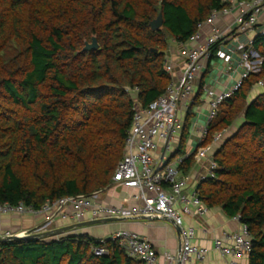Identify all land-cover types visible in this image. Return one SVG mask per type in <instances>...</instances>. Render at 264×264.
I'll return each instance as SVG.
<instances>
[{
    "label": "trees",
    "instance_id": "obj_1",
    "mask_svg": "<svg viewBox=\"0 0 264 264\" xmlns=\"http://www.w3.org/2000/svg\"><path fill=\"white\" fill-rule=\"evenodd\" d=\"M221 0H0V204L39 210L46 201L92 196L112 184L134 108L165 93L168 40L185 43ZM161 13L163 24L149 22ZM233 33H230L232 35ZM227 35L226 37H229ZM96 37L98 48L82 51ZM219 40L212 47L216 58ZM251 47L262 59L218 107L195 150L186 153L188 115L179 131L187 174L215 134L212 177L197 185L207 208L239 216L251 236L247 264H264V33ZM155 50V52L153 51ZM202 91L200 83L196 96ZM214 146V145H213ZM63 233L0 242V264H143L118 240Z\"/></svg>",
    "mask_w": 264,
    "mask_h": 264
},
{
    "label": "built area",
    "instance_id": "obj_2",
    "mask_svg": "<svg viewBox=\"0 0 264 264\" xmlns=\"http://www.w3.org/2000/svg\"><path fill=\"white\" fill-rule=\"evenodd\" d=\"M221 2L227 6L221 10H213L209 17L198 25L196 33L185 43L180 42L182 45H187L186 58L180 75L174 78L173 67L166 59L165 70L171 76V81L165 93L145 108L139 105L134 108L132 124L125 140L124 154L115 168L112 184L126 188L129 191V199L140 200L141 204L128 207L106 206L93 200V195L69 196L46 201L39 210L23 204H0V214L30 213L44 217L41 225L28 232L14 234L25 235L54 229L57 219L70 221L72 224L100 218L130 219L159 216L170 218L178 226L180 246L178 254L177 256L164 254L165 264H173L175 259L183 264L189 263L192 258L202 260L205 257L206 248L192 243L193 227L184 226L182 223L183 215L190 214L192 210H195L197 214H203L208 209L199 199L196 188L190 196L182 192L185 180L181 177L182 173L178 166L184 156L176 157L171 162H165L163 159L154 160L153 152L158 146H161L163 151L171 149L175 134H178L182 128V113L189 107L195 90V81L204 70L203 62L211 61L213 45L219 40L236 39L238 32H254L255 36L264 33V28L261 31H255L264 11V0H221ZM235 7L241 9L235 29L226 31L214 29L209 35L201 34L200 30L204 24H213L216 18L229 14ZM230 33L233 34L230 35ZM227 35L230 36L226 37ZM253 38L249 39L247 45L244 46L238 61L233 60L231 53L227 54L220 49L216 52V58L224 60L228 73H230L229 77L234 81L230 87H225L219 92H215L209 85H202V92L207 98L208 110L205 115V124L200 127L199 143L204 139L209 124L216 117L219 105L232 96L241 86L242 80L249 73L254 72L262 60L251 47ZM235 73L238 75L237 78H234ZM258 87H264V79L257 81L252 88ZM220 140L221 135L215 134L209 146L219 143ZM206 153L207 147L202 148L196 158L200 160L206 156ZM215 168L216 164L211 159L206 177H212ZM147 191L152 195H148ZM177 204H180L178 208ZM67 207L70 208L69 212ZM233 218L239 222V228L234 232L224 234L223 238H216L214 247L222 257H229L227 264H247L251 251V236L247 225L239 221V216ZM11 235L13 233L9 231L0 233V237ZM108 238L118 240L130 257L136 258L143 264H161L151 242L135 232L120 230ZM104 240V238L99 239L101 245L93 249L95 255L107 254V250L102 245ZM223 240L230 243L225 245Z\"/></svg>",
    "mask_w": 264,
    "mask_h": 264
},
{
    "label": "crops",
    "instance_id": "obj_3",
    "mask_svg": "<svg viewBox=\"0 0 264 264\" xmlns=\"http://www.w3.org/2000/svg\"><path fill=\"white\" fill-rule=\"evenodd\" d=\"M241 9L235 7L227 15L219 16L215 19L213 24H204L201 28V34L203 36L209 35L214 29L219 31H226L229 29H235L237 25V19L240 16ZM261 26V27H259ZM264 28V11L262 12L259 23L255 27V31H261ZM255 37L254 32H238L236 39H230L223 41L218 46V49L224 51L227 54H233V60L238 61L239 56L244 50V46L247 45L249 39ZM187 52V45H182L180 42L174 40L167 51V61L171 63L173 67V76L177 78L185 62ZM204 70L195 81V90L191 97L188 109L182 113V122L188 115V127L187 133L184 138V148L186 153H191L195 150L199 143V131L200 127L205 124V115L208 110L207 98L204 93L196 96L200 83L202 85H209L219 92L225 87H230L233 84L234 79L229 77L228 70L225 66V62L222 58L217 57V60L213 62L204 61ZM238 75L235 73L234 78ZM255 90L256 92H259ZM252 93V92H251ZM177 139L173 140L171 149L163 151L161 146H158L153 152L154 160H164L165 162H171L176 157H182L181 153L173 156L178 151L180 134H177ZM211 145L207 147L206 156L200 160L196 157L193 161V165L187 174H182L181 177L185 180V185L182 192L190 196L192 191L197 188L198 183L208 175L209 162L212 159L215 151V146ZM185 157V156H184ZM148 195H152L151 192H146ZM129 191L118 185L111 184L106 189L93 195V200L106 206H123L128 207L131 205H140V200H131L128 197ZM180 204H177L178 208ZM67 211L70 208L67 207ZM182 223L184 226H192L194 229V237L192 243L206 248L207 253L202 260H196L192 258L189 263L183 264H227L228 256L222 257L219 251L214 247V240L216 238H223L224 234H228L236 231L239 228V222L232 217L227 216L221 208H208L205 213L197 214L195 210H192L190 214L183 215ZM44 221L42 215H33L26 213L23 215H17L12 213L0 214V233L9 231L11 233L28 232L31 229L41 225ZM71 224L70 221H62L57 219L55 221V228ZM120 230H128L135 232L140 236L147 238L155 250L158 260L161 264H165L166 261L163 258L164 254H171L177 256L179 251V236L176 228L169 222L163 219L147 220L139 218L130 219H118L113 222L96 224L86 226L73 231L71 234H88L95 238H108L112 234ZM225 245L230 242L223 240ZM173 264H180L177 259Z\"/></svg>",
    "mask_w": 264,
    "mask_h": 264
},
{
    "label": "water",
    "instance_id": "obj_4",
    "mask_svg": "<svg viewBox=\"0 0 264 264\" xmlns=\"http://www.w3.org/2000/svg\"><path fill=\"white\" fill-rule=\"evenodd\" d=\"M163 24V18L162 14L159 13L156 18L151 20L149 22V26L151 30L156 31L161 28ZM98 43L96 40L95 36H92L91 41L84 42V46L82 48V51H90V50H95L98 48ZM155 52V50H153ZM142 219H147V220H156V219H163L166 220L167 222L171 223L176 230L178 231V226L174 224V222L170 218L166 217H159V216H145L142 217ZM118 220L117 218H100V219H93V220H84L72 224H68L65 226L57 227L45 232H39V233H31V234H25V235H20V234H13L8 237H0V242H5V241H11V240H20V239H50L54 238L55 236L63 233H68L70 231L83 228L86 226H91V225H96V224H103V223H108V222H113Z\"/></svg>",
    "mask_w": 264,
    "mask_h": 264
},
{
    "label": "rangeland",
    "instance_id": "obj_5",
    "mask_svg": "<svg viewBox=\"0 0 264 264\" xmlns=\"http://www.w3.org/2000/svg\"><path fill=\"white\" fill-rule=\"evenodd\" d=\"M259 27H261V26H259ZM174 43V40L173 39H169L168 40V49H169V47H171V44H173ZM168 51V50H167ZM217 60V58H213V62H215ZM255 88H252V93H250L249 94V96H248V98H249V100L250 99H252L253 97H254V95H255V90H254ZM256 90L257 91H263L264 90V87H258V88H256ZM257 93V92H256ZM241 122H240V119L238 118V119H236L235 121H234V123H233V125H232V127H230L229 129H225V130H223L222 132H220V133H218V134H220L221 135V140H220V142L225 138V137H227L228 135H230L237 127H238V125L240 124ZM177 133L175 134V139L174 140H176L177 139ZM219 142V143H220ZM32 230V229H31Z\"/></svg>",
    "mask_w": 264,
    "mask_h": 264
}]
</instances>
